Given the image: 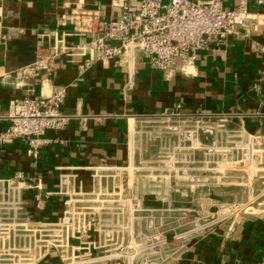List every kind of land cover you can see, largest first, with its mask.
I'll use <instances>...</instances> for the list:
<instances>
[{
	"label": "crops",
	"instance_id": "0c3cea01",
	"mask_svg": "<svg viewBox=\"0 0 264 264\" xmlns=\"http://www.w3.org/2000/svg\"><path fill=\"white\" fill-rule=\"evenodd\" d=\"M139 2L0 0V133L12 102L28 88L43 96L58 87L66 93L61 111L67 123L45 133L48 142L36 160L26 155L22 139L0 143V178L18 188L34 219H56L63 209L61 191L88 190L94 168L129 170L130 162L133 168L140 120L164 109L226 115L264 144V5L249 1L247 24L211 38L193 58L177 59L165 70L150 67L141 52L132 60L122 55L88 62L89 35L75 33L68 16L95 10L107 19L119 15L122 3ZM39 58L42 66L24 77L21 69ZM245 169L251 176L259 166ZM17 171L23 179L14 178ZM37 179L48 197L43 209L35 207ZM40 264L62 263L51 253ZM166 264H264V208L214 223Z\"/></svg>",
	"mask_w": 264,
	"mask_h": 264
},
{
	"label": "built area",
	"instance_id": "2783aa9c",
	"mask_svg": "<svg viewBox=\"0 0 264 264\" xmlns=\"http://www.w3.org/2000/svg\"><path fill=\"white\" fill-rule=\"evenodd\" d=\"M249 1L264 5V0H234L232 5H224L223 0H140L138 4L122 3L116 17L100 18L95 10L74 11L68 20L73 24L75 33L89 35L86 42L88 62H107L122 55L132 60L136 52H141L150 67L165 70L177 59L193 58L197 51L206 48L211 38L234 32L247 24ZM261 50L264 52V47ZM42 61L43 58H39L33 65L23 67L21 74L28 77L38 68L37 65L42 66ZM65 95L64 87L56 88L48 96L36 94L34 88H28L22 97L12 102L5 116L8 126L0 133V143L22 139L26 155L36 160L42 146L48 142L45 133L63 129L67 123L68 115L61 111ZM154 117L190 120L192 128L185 131L186 138L191 141L194 150L208 148V154L213 157H216L219 134L244 142L237 148L240 147L245 163L246 153L252 146L257 148L253 159L259 169L252 171L251 176L243 170L245 165L232 167L248 176V194L253 199L263 198L257 203L261 206L256 207L257 211L264 208V144L261 136L247 132L242 124L230 128V124L235 123L226 115L204 111L185 113L179 109H164L157 116L142 118L140 123ZM80 118L84 121L88 117L84 115ZM204 133L211 135L209 145L201 141V134ZM213 160L210 159V162ZM124 172H129L128 167L94 168L88 190L78 187L61 191L63 209L54 220L34 219L18 188L10 186L8 179L0 178L2 245L10 237L19 244L26 243L28 238V250L32 248L35 254L37 249V259L24 258L17 264H40L51 253H55L62 264H166L169 259L177 258L184 245L172 247L167 244L166 238L153 242V234H147L149 242L140 246L136 243L138 236L143 234L141 231L134 232V211L138 208L132 207L136 201L124 198L121 181ZM109 176L118 178L115 187H109ZM254 177H260L256 180V188L252 183ZM14 178L23 179V173L17 171ZM33 189L35 207L43 209L48 197L41 193L39 179L34 182ZM126 202L131 205L130 211L126 212L129 238L128 243H123L124 212L120 209L125 207ZM251 202L247 201L244 205L243 214L254 212L252 208L255 206L252 207ZM45 231L50 241L46 249L40 244V237ZM156 243L158 251L154 249ZM129 250H134V253L127 254ZM139 251H145L140 259L137 257Z\"/></svg>",
	"mask_w": 264,
	"mask_h": 264
},
{
	"label": "rangeland",
	"instance_id": "374dc122",
	"mask_svg": "<svg viewBox=\"0 0 264 264\" xmlns=\"http://www.w3.org/2000/svg\"><path fill=\"white\" fill-rule=\"evenodd\" d=\"M233 2L223 0L224 5H232ZM191 125L190 120L178 117H154L140 123L136 129L135 150L137 148L138 155L132 168L133 180L128 184L131 180L129 172L123 173L122 180L127 183L123 187L124 198L136 201L132 207L138 208L134 211L133 228L134 232L141 231L143 234L136 240L139 246L149 242L147 234H153V242L166 238L170 246H182L214 223L244 213L247 201H253L250 205L255 206L251 207L254 212H257L256 207H261L257 203L263 198L253 199L248 194L246 185L249 179L246 173L233 169L245 165L241 149L237 148L244 142L219 134L216 157H213L208 154V148L194 150L185 136V131L191 129ZM235 127L236 124H230V128ZM201 137L205 145L211 143V135L204 133ZM210 159L215 160L210 162ZM114 179L118 180L117 177L107 178L109 187H115L117 180ZM257 179L260 180V177L252 180L255 188ZM128 204L126 202L125 207L120 209L124 212L123 243H128L129 238ZM46 233L40 237L44 249L50 243ZM2 243L0 237L1 263L17 264L20 259H37V249L35 254L32 248L28 250V238L26 243L14 242L12 237L4 241V246ZM130 253H134V250L127 252ZM144 253L137 252V257L140 259Z\"/></svg>",
	"mask_w": 264,
	"mask_h": 264
},
{
	"label": "bare ground",
	"instance_id": "6f19581e",
	"mask_svg": "<svg viewBox=\"0 0 264 264\" xmlns=\"http://www.w3.org/2000/svg\"><path fill=\"white\" fill-rule=\"evenodd\" d=\"M255 152H257V148H255V147H251L250 148V150H249V152L248 153H246V158H247V162L245 163V166L243 167L244 169V171L245 172H247V169H245L246 167L247 168H252V167H254L256 164H255V162H254V159H253V156H254V153ZM130 167H129V174H131L130 176H131V180H133L132 178H133V175H134V171H131V169H132V163L130 162ZM121 168H127V167H121ZM131 206V205H130ZM129 228H130V224H129ZM184 234H186V233H184Z\"/></svg>",
	"mask_w": 264,
	"mask_h": 264
}]
</instances>
